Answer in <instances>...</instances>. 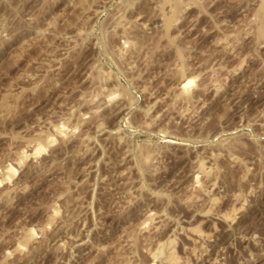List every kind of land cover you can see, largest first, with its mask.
<instances>
[{
  "label": "rangeland",
  "instance_id": "rangeland-1",
  "mask_svg": "<svg viewBox=\"0 0 264 264\" xmlns=\"http://www.w3.org/2000/svg\"><path fill=\"white\" fill-rule=\"evenodd\" d=\"M263 3L0 0V264H264Z\"/></svg>",
  "mask_w": 264,
  "mask_h": 264
},
{
  "label": "bare ground",
  "instance_id": "bare-ground-1",
  "mask_svg": "<svg viewBox=\"0 0 264 264\" xmlns=\"http://www.w3.org/2000/svg\"><path fill=\"white\" fill-rule=\"evenodd\" d=\"M264 4V3H263ZM192 81H189V82H187V84H185V85H183V88H182V90L185 92H187V89L192 85ZM199 178V177H198ZM151 216H153V215H151ZM151 218H153V217H151ZM149 220H151V219H149ZM169 258H171V257H169ZM174 258L175 257H173V258H171V261H168V264H176V263H174V262H176V261H174ZM176 260V259H175ZM167 261V260H166Z\"/></svg>",
  "mask_w": 264,
  "mask_h": 264
}]
</instances>
